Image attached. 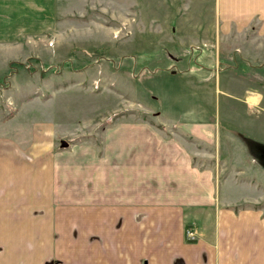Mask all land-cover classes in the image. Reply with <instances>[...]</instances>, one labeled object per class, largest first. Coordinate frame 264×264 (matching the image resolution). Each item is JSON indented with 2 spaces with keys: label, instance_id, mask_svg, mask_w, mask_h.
Wrapping results in <instances>:
<instances>
[{
  "label": "crops",
  "instance_id": "obj_1",
  "mask_svg": "<svg viewBox=\"0 0 264 264\" xmlns=\"http://www.w3.org/2000/svg\"><path fill=\"white\" fill-rule=\"evenodd\" d=\"M110 1L172 51L134 96L155 120L72 153L1 137L0 264H264V0Z\"/></svg>",
  "mask_w": 264,
  "mask_h": 264
},
{
  "label": "rangeland",
  "instance_id": "obj_2",
  "mask_svg": "<svg viewBox=\"0 0 264 264\" xmlns=\"http://www.w3.org/2000/svg\"><path fill=\"white\" fill-rule=\"evenodd\" d=\"M118 15L110 0H0V138L18 132L27 143L36 127L51 153H72L81 144L99 145L115 122L155 120L134 96L163 92L167 81L154 67L163 66L162 52L172 51L127 39L128 23ZM64 61L70 63L60 74L48 69ZM11 62L26 67H14L5 79Z\"/></svg>",
  "mask_w": 264,
  "mask_h": 264
},
{
  "label": "trees",
  "instance_id": "obj_3",
  "mask_svg": "<svg viewBox=\"0 0 264 264\" xmlns=\"http://www.w3.org/2000/svg\"><path fill=\"white\" fill-rule=\"evenodd\" d=\"M101 58V57H100ZM70 63L69 61H64L63 63L59 64V65H56V66H50L48 67L49 70H53V72L55 74H60L61 72V69L60 68H63L66 64ZM17 66H20V67H26L25 64H22V63H15V62H11L9 64V74L5 77L8 78L9 76H12V74L16 73V69L14 67H17ZM159 71H162V69H160ZM155 72V71H154Z\"/></svg>",
  "mask_w": 264,
  "mask_h": 264
},
{
  "label": "water",
  "instance_id": "obj_4",
  "mask_svg": "<svg viewBox=\"0 0 264 264\" xmlns=\"http://www.w3.org/2000/svg\"><path fill=\"white\" fill-rule=\"evenodd\" d=\"M61 147H62V148H66V147H68V143L65 142V141H62V142H61Z\"/></svg>",
  "mask_w": 264,
  "mask_h": 264
}]
</instances>
